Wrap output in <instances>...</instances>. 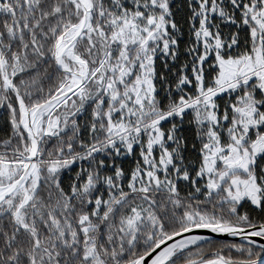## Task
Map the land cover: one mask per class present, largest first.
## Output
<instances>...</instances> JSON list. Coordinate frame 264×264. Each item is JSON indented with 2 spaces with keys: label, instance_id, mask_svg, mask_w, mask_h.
I'll return each instance as SVG.
<instances>
[{
  "label": "snow or ice",
  "instance_id": "1",
  "mask_svg": "<svg viewBox=\"0 0 264 264\" xmlns=\"http://www.w3.org/2000/svg\"><path fill=\"white\" fill-rule=\"evenodd\" d=\"M187 7L0 0V264H264V0Z\"/></svg>",
  "mask_w": 264,
  "mask_h": 264
},
{
  "label": "trees",
  "instance_id": "2",
  "mask_svg": "<svg viewBox=\"0 0 264 264\" xmlns=\"http://www.w3.org/2000/svg\"><path fill=\"white\" fill-rule=\"evenodd\" d=\"M174 3V13L176 16L177 20L181 21V27L183 30L186 31L187 25L185 23H183L184 18L188 15L189 13V9L187 7V0H173ZM217 24H220L221 30L224 33H229L232 31H235L234 26H225L224 24H222L220 22L219 19H217L216 21ZM189 59L188 57H182L180 63L182 64L185 60ZM173 71H176V69H173ZM83 122V120H82ZM10 135V126L8 124V115L7 113L3 110L0 109V138H7V136ZM189 159L192 162H195V160L197 159L196 154L191 151V149H189V152L187 153ZM124 166L126 168H131L134 166L132 160L129 158ZM75 175V172H71V173H67L64 176H62V182L64 184L65 187H67L71 182H72V177ZM179 187L181 189V194L182 195H186L191 189H190V185L188 184V182L185 181H180L179 182ZM244 211H250L249 208H245ZM253 215H258V210L257 212H254ZM211 243L208 246L209 250L215 251L216 248L224 243H228V242H233L232 240H225V239H210ZM239 242V241H236Z\"/></svg>",
  "mask_w": 264,
  "mask_h": 264
},
{
  "label": "water",
  "instance_id": "3",
  "mask_svg": "<svg viewBox=\"0 0 264 264\" xmlns=\"http://www.w3.org/2000/svg\"><path fill=\"white\" fill-rule=\"evenodd\" d=\"M196 234H199V235H203V236H207L209 237L210 239H225V240H232V241H238V238H233V237H230V236H227V235H220V234H216V233H211L210 231L208 230H200L198 233Z\"/></svg>",
  "mask_w": 264,
  "mask_h": 264
},
{
  "label": "rangeland",
  "instance_id": "4",
  "mask_svg": "<svg viewBox=\"0 0 264 264\" xmlns=\"http://www.w3.org/2000/svg\"><path fill=\"white\" fill-rule=\"evenodd\" d=\"M217 21V20H216Z\"/></svg>",
  "mask_w": 264,
  "mask_h": 264
}]
</instances>
